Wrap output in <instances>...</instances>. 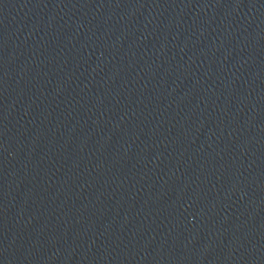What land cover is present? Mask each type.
<instances>
[{
	"label": "water",
	"instance_id": "1",
	"mask_svg": "<svg viewBox=\"0 0 264 264\" xmlns=\"http://www.w3.org/2000/svg\"><path fill=\"white\" fill-rule=\"evenodd\" d=\"M0 264H264V0H0Z\"/></svg>",
	"mask_w": 264,
	"mask_h": 264
}]
</instances>
